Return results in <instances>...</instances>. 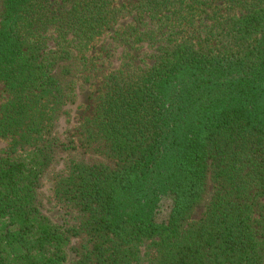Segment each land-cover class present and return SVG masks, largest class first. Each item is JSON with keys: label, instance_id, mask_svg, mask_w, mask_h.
<instances>
[{"label": "trees", "instance_id": "trees-1", "mask_svg": "<svg viewBox=\"0 0 264 264\" xmlns=\"http://www.w3.org/2000/svg\"><path fill=\"white\" fill-rule=\"evenodd\" d=\"M119 1L0 0V264H66L78 234L76 264L139 263L147 244L149 264H264V0ZM106 41L80 131L98 156L58 190L81 217L64 229L37 190L80 148L59 128Z\"/></svg>", "mask_w": 264, "mask_h": 264}, {"label": "rangeland", "instance_id": "rangeland-1", "mask_svg": "<svg viewBox=\"0 0 264 264\" xmlns=\"http://www.w3.org/2000/svg\"><path fill=\"white\" fill-rule=\"evenodd\" d=\"M133 1L134 0H120L119 5L130 6ZM114 46L110 41H106L103 45H99L93 51L92 56H95L93 63L96 64V69L86 86V90L80 96L79 107L74 113L75 118L70 125H61L59 128L60 132L66 137L79 138L82 140L78 152L58 157L49 169H47L40 177L37 196L42 205L43 213L52 221V223L63 227L64 229H78V227H80L81 217L73 205L67 204L65 201L61 200V193H59L58 190L61 188L63 180L68 175L71 166L89 160L91 155L98 156V153L95 151L98 148V145L92 147L88 146V144L85 145L86 141L80 137V131L82 129V122L93 114L94 98L101 86V80L111 68V64L115 62L112 53ZM6 97L7 95L4 92L3 86L0 84V107L6 100ZM7 144V141L0 138V152L7 147ZM209 200L210 198L208 197L193 212L190 217L191 221H199L204 217L209 206ZM170 209L171 201L165 200L163 202L161 219H166L168 217ZM83 236L85 235L78 234L73 238L71 245L72 250L69 252V259L66 264H76L78 260L76 249L80 250L79 248L82 246H89L86 241H83ZM148 245L149 244L140 247L141 259L139 263L135 264H149L150 260L153 259L154 253L152 250L148 249ZM144 255L146 256L144 257Z\"/></svg>", "mask_w": 264, "mask_h": 264}]
</instances>
